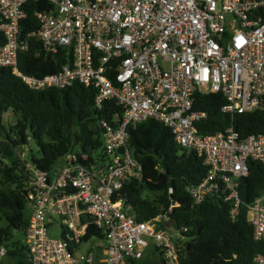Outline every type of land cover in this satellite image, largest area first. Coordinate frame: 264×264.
Returning <instances> with one entry per match:
<instances>
[{
	"label": "built area",
	"instance_id": "built-area-1",
	"mask_svg": "<svg viewBox=\"0 0 264 264\" xmlns=\"http://www.w3.org/2000/svg\"><path fill=\"white\" fill-rule=\"evenodd\" d=\"M37 1L0 0V68L36 90L93 86L98 109L106 102L119 109L99 120L103 158L73 150L51 171L31 168L28 263L134 264L150 247L147 236L159 264H182L185 236L168 229L175 201L168 211L138 221L130 205L115 199L127 180L144 176L127 128L149 119L169 127L177 143L203 156L207 166L203 179L186 189L193 202L220 197L236 218L249 161L264 167V133L242 137L234 121L236 114L264 112V0H45L52 8L34 9L40 27L23 37L21 21ZM33 36L47 56L63 52L68 62L41 77L24 73L19 57ZM197 93L224 96L221 111L232 117L224 130L200 132L197 124L209 115L195 108ZM247 211L255 239L264 242V193ZM54 216L63 226L61 238L48 234ZM94 229L106 238L105 250L79 252L83 241H97L87 238ZM6 252L0 248V264ZM255 262L264 264V254Z\"/></svg>",
	"mask_w": 264,
	"mask_h": 264
},
{
	"label": "trees",
	"instance_id": "trees-1",
	"mask_svg": "<svg viewBox=\"0 0 264 264\" xmlns=\"http://www.w3.org/2000/svg\"><path fill=\"white\" fill-rule=\"evenodd\" d=\"M29 5L28 17L21 21L23 37L40 27L34 9L52 8L45 0ZM29 40V50L19 57V68L24 73L41 77L57 72L68 62L62 57L63 52L55 57L47 56L36 36ZM4 43L5 37L0 33V45ZM96 97L97 90L93 86L79 82L63 89H32L10 68H0V248L4 246L6 256L15 259L17 264H29L25 231L31 216L27 200L31 172L21 167L17 149L24 148L33 139L39 155L31 152L25 163L47 171L55 168L60 157L77 148L96 152L103 158L99 120L110 119L119 108L114 102H106L98 109ZM223 104L225 98L220 93L195 95V108L209 115L207 120L197 124L200 132L215 133L230 124L232 117L221 111ZM10 111L15 123L7 126L5 115ZM234 121L242 137L264 133V112L236 114ZM127 131L129 146L142 163L144 176L141 180H127L115 199L130 205L138 221L150 220L168 211L175 201L177 205L168 214L169 227L181 230L186 238L182 244V264H256V255L264 254V242L254 237L247 205L264 193L263 165L249 161L250 173L240 186L244 205L232 219L230 204L220 197L208 196L200 205L193 202L186 189L203 179L207 166L203 156L177 143L169 127L149 119L129 124ZM4 221L5 226L1 225ZM15 230L21 231L24 237L15 238ZM92 235L104 237L101 230H92L87 238ZM155 255L154 251L134 263L159 264Z\"/></svg>",
	"mask_w": 264,
	"mask_h": 264
},
{
	"label": "rangeland",
	"instance_id": "rangeland-1",
	"mask_svg": "<svg viewBox=\"0 0 264 264\" xmlns=\"http://www.w3.org/2000/svg\"><path fill=\"white\" fill-rule=\"evenodd\" d=\"M5 122L6 125H10L15 123V116L13 112H8L5 115ZM7 143V141H5ZM79 148H77L78 150ZM31 152L35 153L36 155H39L38 152V147L33 139H30L27 145H24V148H18L17 149V156L20 159L22 163V168L24 169L25 172H31V168H33V165L30 162L25 163V160L27 159L28 154H31ZM54 167H57V163L54 164ZM30 211V210H29ZM54 224L52 226L48 227V234L52 238H61L62 233H63V226L61 224L60 218L58 216H54ZM1 225H6V222H2ZM171 233L175 232V229L172 227L168 228ZM14 236L15 238H23L24 235L21 231L15 230L14 231ZM145 238L150 242V247L146 250L145 255L151 256L152 253L154 252V246L152 243V239L150 237L145 236ZM186 238H184L182 241H184ZM94 239L88 240V241H83L82 243L79 244L78 250L79 252L85 253L91 249H94L98 246H100L102 249L105 250L107 246V240L105 237L98 238L97 241H93ZM102 254L105 255V252H102ZM155 258V256H154ZM144 261V260H142ZM141 261V262H142ZM1 264H17L15 259L10 258L9 256H4L1 258ZM135 264V263H134Z\"/></svg>",
	"mask_w": 264,
	"mask_h": 264
}]
</instances>
